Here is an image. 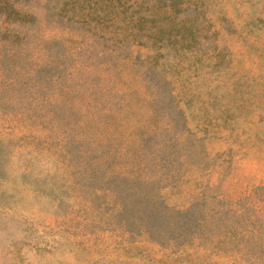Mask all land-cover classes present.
<instances>
[{"label":"rangeland","instance_id":"rangeland-1","mask_svg":"<svg viewBox=\"0 0 264 264\" xmlns=\"http://www.w3.org/2000/svg\"><path fill=\"white\" fill-rule=\"evenodd\" d=\"M0 264H264V0H0Z\"/></svg>","mask_w":264,"mask_h":264}]
</instances>
